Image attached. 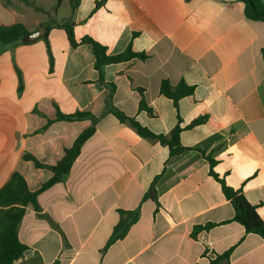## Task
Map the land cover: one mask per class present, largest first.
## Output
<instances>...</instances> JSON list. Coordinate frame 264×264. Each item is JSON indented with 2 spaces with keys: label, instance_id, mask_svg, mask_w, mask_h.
<instances>
[{
  "label": "crops",
  "instance_id": "crops-1",
  "mask_svg": "<svg viewBox=\"0 0 264 264\" xmlns=\"http://www.w3.org/2000/svg\"><path fill=\"white\" fill-rule=\"evenodd\" d=\"M54 20L110 55L146 53L105 68L113 105L156 134L169 135L180 118L181 144L217 160V175L264 220V21L248 19L242 0H80L75 10L69 0H0V27H50L47 38L0 50V190L16 172L39 189L53 172L24 156L56 165L92 125L58 113L99 118L66 180L39 196L38 210L27 208L19 239L28 250L16 264H208L229 250L231 264H264V239L233 220L205 156H171L108 112L91 46L73 48ZM165 80L194 87L178 110L160 92ZM157 177V201L144 200ZM137 208L138 222L104 251L119 211Z\"/></svg>",
  "mask_w": 264,
  "mask_h": 264
},
{
  "label": "trees",
  "instance_id": "trees-1",
  "mask_svg": "<svg viewBox=\"0 0 264 264\" xmlns=\"http://www.w3.org/2000/svg\"><path fill=\"white\" fill-rule=\"evenodd\" d=\"M22 1L26 2V0ZM69 2L72 10H75L79 6L80 0H69ZM242 2L245 4V15L248 19L253 21H264V2L262 0H242ZM53 25L65 30L67 40L73 48L83 44L91 46L95 57L94 67L99 73V82L105 85L109 90L106 101L108 112L112 113L120 122L129 123L140 136L167 146L170 149L171 156L179 155L187 150H197L201 152L209 162L210 175L221 184L226 199L229 200L234 207L235 217L233 220L240 223L247 233L258 234L264 239V220L259 215L258 208L246 199L242 189L229 187L225 180L217 175L214 168L218 161L211 155L206 156V151L204 149H190L181 144V133L184 128L181 126L180 118L178 125L169 135L156 134L143 127L136 119L119 111L113 105V96L116 87L105 81V68L111 64L127 62L133 59L144 61L148 58V55L146 53L134 52L131 46H128V48L120 54L110 55L105 46L90 37L77 39L73 26L69 23H60L54 20ZM49 31L50 27L46 26V33L40 39L47 38ZM30 34L31 32L21 23L0 27V50L10 45L29 44ZM160 92L165 97L173 100L174 106L178 110L179 101L184 97L193 95L194 87L187 85L185 82L173 86L169 81L165 80L161 83ZM140 110L152 114L151 108L148 107L144 101L140 103ZM56 120H90L92 125L79 135L71 148L65 150L62 159L56 165L43 164L30 154L24 156V159L33 162L36 168H48L53 172V176L39 189L31 191L25 177L21 173L16 172L12 175L9 182L0 190V264H16V262L25 255L28 247L19 239V228L27 213V208L32 206L38 210L39 196L54 185L66 180L74 162L81 153L83 145L94 135L99 118L89 112L77 111L71 115L58 113ZM203 122H205V118L192 122L187 128L194 127ZM158 178L159 177L152 182L148 192L144 196V200L151 198L157 201L156 183ZM119 213L121 216L120 221L116 225L104 251L115 242L124 239L131 227L136 224L140 218V208L132 211H119ZM212 226L213 225L198 227L195 229V232L209 229ZM208 264H231V251L229 250L223 254L214 253V257L210 259Z\"/></svg>",
  "mask_w": 264,
  "mask_h": 264
},
{
  "label": "water",
  "instance_id": "water-1",
  "mask_svg": "<svg viewBox=\"0 0 264 264\" xmlns=\"http://www.w3.org/2000/svg\"><path fill=\"white\" fill-rule=\"evenodd\" d=\"M44 34H45V28L41 27L38 31L30 34L29 40L30 41H35L36 39H39V38L43 37Z\"/></svg>",
  "mask_w": 264,
  "mask_h": 264
}]
</instances>
